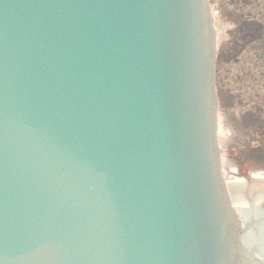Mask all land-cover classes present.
<instances>
[{"label": "water", "instance_id": "obj_1", "mask_svg": "<svg viewBox=\"0 0 264 264\" xmlns=\"http://www.w3.org/2000/svg\"><path fill=\"white\" fill-rule=\"evenodd\" d=\"M149 1L147 0L150 4L151 19L156 20L163 31L155 45L156 58L161 60L158 66L157 82L160 88L158 95L167 93L163 105L159 99H153L146 105V100H142L135 89L124 83L126 79L113 77V72L116 71L114 68L118 65H121V70L127 72L132 71L130 68L134 66L136 69L133 51L128 47L130 42L121 39L119 41L118 36L116 37L122 31H127L126 22L131 19H125L126 21L122 19L126 11L123 6L124 0H50L49 7H46L48 12L54 10L56 19L51 18L58 23L62 18L56 9L59 5L60 8H66L70 3L69 6L75 7V11L80 12L78 16L85 17L81 19L80 26L78 23L69 25V31L73 35L68 39L69 44H66L68 49L58 51L59 62H53L56 72L53 74V79L47 80L50 84L49 90L53 91V97L44 99L48 103L44 111L40 104L35 107L34 115L29 121L32 128L26 127L23 136L20 135L21 138L15 136L14 128L17 129V125H21L19 123L23 118L18 119L16 110L10 114L12 116L9 115L10 117L1 116L0 112V155H2L0 157L4 163L6 162L4 159H7L9 154L15 157L13 160L9 159V163L4 168L7 178L12 177L15 180L5 196L6 208L9 211L7 218L10 221L5 215L0 222L6 229L5 232L0 229V235L2 233L3 236H0V239L11 238V243L6 239H3L4 245L0 243L2 245L0 255L4 251L11 256V262L13 249L17 250L21 246L22 236L28 240L29 238L25 236L30 237L33 232L27 226L28 219L31 215L36 218L42 215L39 203L42 197L47 195L46 202L54 203L57 208L58 200L62 201L65 194L69 193L68 184L70 188H75L79 179L82 182H90L85 176L93 171H88L87 174L83 171L87 170L92 162L90 148L95 149L96 145L99 146L101 138L105 135L106 130L102 123L108 120L111 123L115 118L131 125L134 129V143L129 140V145L134 148L136 159L130 160V169L127 172L116 166L113 168L119 171L120 177L127 179H123V183L128 186L129 194L136 198L137 206L140 208L139 214L135 217L137 218L135 226L129 231L125 228L126 237H123L124 244L120 248L124 251L131 243H135L142 251L140 256L146 257L149 261L147 264H152L156 260L162 264H230L229 243H227L230 236L227 225L228 196L222 179L226 203L216 153L217 98L213 85L215 55L210 36L207 0H190L188 6H186L187 0ZM130 10L136 14L139 12L135 5ZM51 15L53 14L50 13ZM51 18L49 20L44 17L41 23L44 20L50 22ZM87 24H94L92 30L87 31L90 27L88 25L87 29L85 26ZM34 28L40 30L39 36H41V26ZM26 29L28 35L30 31L31 34L38 32V29L31 30L27 27ZM115 53L117 55L114 56ZM114 59L120 62H115ZM49 68L52 69L53 66ZM95 69L104 71L106 75L102 72L99 79L101 82H94L91 85L87 80ZM59 75L74 84L63 85L60 88L55 98L54 110L57 114L55 117H47L45 111L54 103L52 99L63 79L61 78L58 83L56 79ZM44 81L45 79H42L40 83ZM33 82L31 81L30 84ZM64 83L68 84L66 81ZM106 83L107 87H101ZM38 85V83L34 85L38 90L35 87L33 93L36 91L39 93V89L43 88H39ZM86 92L89 95L83 98ZM27 94L33 99L29 89ZM80 96L81 98L78 99ZM73 97L77 98L74 109L64 110L67 101ZM82 103H86V107H89L87 111L91 118H94V114L100 113L96 108L98 103L111 115H105V121L101 123L99 121L104 115H100V118L97 116L98 121L95 120L91 125L92 134L86 130L89 123L82 120L84 114L87 116L88 112L77 114L73 122L68 121L75 108L80 107ZM163 114L165 119L162 123H156L150 118L151 115L161 118ZM156 120L158 121V118ZM66 125L72 127L64 133ZM158 130L160 135L157 133ZM33 135L35 138L32 137ZM110 135L113 136V133ZM142 136L146 140L142 141L140 138ZM173 138L178 144L172 156H176L179 167L164 165L161 157L162 153L172 146L170 140ZM81 144H88V147L80 151L77 161V149L82 147ZM65 152H69L66 157L70 154L73 163L63 162ZM58 159L62 162L59 168L56 167L55 162ZM3 162H0V169L6 165ZM221 166L223 168V164ZM112 174L113 172L108 168L103 169L98 172L99 176L94 180L98 183L99 178L116 179L110 176ZM24 187L34 189L35 193L31 191L32 189L28 190ZM171 188L175 191L176 200L177 196L178 200L179 196L183 198L182 192L191 195L192 214L195 215L193 223L190 222L191 217L184 214L186 207L182 203V206H179V202L174 205L173 198L167 193ZM159 201H165V205H161ZM14 203L17 204L16 207ZM120 203L114 200L111 204L112 206L116 204L119 208ZM228 204L231 213L230 203ZM168 206L172 210H169ZM22 210L26 212L23 213ZM3 213L0 212V215L3 216ZM198 213H202L199 224L195 223ZM158 217L162 218L163 223L154 224ZM234 242L237 258L234 262L244 264L237 232L234 233ZM13 243L17 245L14 248H12ZM118 260H120L119 256L116 261Z\"/></svg>", "mask_w": 264, "mask_h": 264}, {"label": "rangeland", "instance_id": "obj_2", "mask_svg": "<svg viewBox=\"0 0 264 264\" xmlns=\"http://www.w3.org/2000/svg\"><path fill=\"white\" fill-rule=\"evenodd\" d=\"M210 4L215 9L222 31L216 85L220 101L224 173L229 180L234 181L236 177L247 180L249 190H252L255 187L250 181L251 175L263 172L264 162L260 158L264 156V144L242 123V119L247 111L264 105L263 40L247 42L239 33L238 26L239 23L256 21L262 23L264 29V0H211ZM235 49L243 50L236 59L232 54ZM222 104L231 107L224 109ZM253 104L256 105L253 107ZM258 192L264 195V190Z\"/></svg>", "mask_w": 264, "mask_h": 264}, {"label": "bare ground", "instance_id": "obj_3", "mask_svg": "<svg viewBox=\"0 0 264 264\" xmlns=\"http://www.w3.org/2000/svg\"><path fill=\"white\" fill-rule=\"evenodd\" d=\"M209 16L212 19L214 45L218 46L221 36L219 35L220 28L216 25L212 8ZM224 183L242 253V261L244 264H264V207L262 208L264 196L252 191L250 200L247 182L239 180L229 182L224 179Z\"/></svg>", "mask_w": 264, "mask_h": 264}, {"label": "trees", "instance_id": "obj_4", "mask_svg": "<svg viewBox=\"0 0 264 264\" xmlns=\"http://www.w3.org/2000/svg\"><path fill=\"white\" fill-rule=\"evenodd\" d=\"M261 30V25L260 24H248L247 26V32L251 34V37H256Z\"/></svg>", "mask_w": 264, "mask_h": 264}]
</instances>
